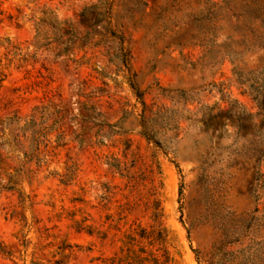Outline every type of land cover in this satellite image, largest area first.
I'll list each match as a JSON object with an SVG mask.
<instances>
[{
    "label": "rangeland",
    "instance_id": "obj_1",
    "mask_svg": "<svg viewBox=\"0 0 264 264\" xmlns=\"http://www.w3.org/2000/svg\"><path fill=\"white\" fill-rule=\"evenodd\" d=\"M0 264H264V0H0Z\"/></svg>",
    "mask_w": 264,
    "mask_h": 264
},
{
    "label": "trees",
    "instance_id": "obj_2",
    "mask_svg": "<svg viewBox=\"0 0 264 264\" xmlns=\"http://www.w3.org/2000/svg\"><path fill=\"white\" fill-rule=\"evenodd\" d=\"M4 77H5V74H4V72H3V67L0 66V84H1L2 81L4 80ZM0 247H1V246H0ZM0 253L4 254V251L2 250V248H0ZM54 263H55V264H62V262L59 261V260H56Z\"/></svg>",
    "mask_w": 264,
    "mask_h": 264
}]
</instances>
